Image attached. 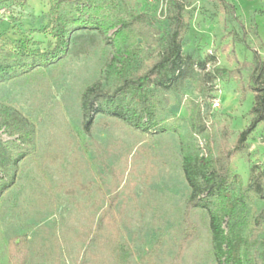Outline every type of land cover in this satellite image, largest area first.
Returning a JSON list of instances; mask_svg holds the SVG:
<instances>
[{"label": "rangeland", "instance_id": "1", "mask_svg": "<svg viewBox=\"0 0 264 264\" xmlns=\"http://www.w3.org/2000/svg\"><path fill=\"white\" fill-rule=\"evenodd\" d=\"M93 1L104 6L102 13L112 20L110 27L103 33L74 32L57 73L52 68L38 69L0 84V107L20 113L34 125L40 155L65 153L64 161L47 166L48 181L29 160L19 163L13 186L0 196V264H9L8 241L17 235L49 245V253L43 254L33 247L31 264H94L97 258L101 264H109L106 249H89L81 241V235L97 224L107 207L119 219L126 241L134 233L151 240L153 218L159 213L167 223V256L176 258L179 209L190 194L179 137L147 138L129 126L95 128L86 134L80 116V98L87 87L100 84L112 91L116 85L109 65L113 58H120L124 48L109 44L105 37L112 36L119 21L145 13L159 31L158 41L136 44L139 52L131 70L136 71L142 62L157 61L171 33L169 18L175 0ZM49 10V0H29L25 5L21 0H0V38L16 46L48 50L54 43L52 36L34 31L47 25ZM182 15L187 25L183 55L194 60V80L150 90L157 94L167 118L180 119L183 135L201 155H226L235 151L239 134L252 120L256 99L250 77L255 52L264 62V0H186ZM215 102L220 106L215 108ZM6 140L0 127V153L1 142ZM142 148L152 155L149 167ZM76 156L83 167V181L98 189L90 196L80 192L71 198L59 190L64 184L73 185ZM252 168L264 170V124L249 137L244 150L230 159V170L240 175L243 186L250 182ZM248 209L244 235L257 231L253 253L261 252L264 234L255 228V220L264 211V201L254 199ZM192 218L199 234L189 244L183 264H217L209 256L211 234L201 222L200 212H193ZM160 262L172 264L166 258Z\"/></svg>", "mask_w": 264, "mask_h": 264}, {"label": "trees", "instance_id": "2", "mask_svg": "<svg viewBox=\"0 0 264 264\" xmlns=\"http://www.w3.org/2000/svg\"><path fill=\"white\" fill-rule=\"evenodd\" d=\"M21 1L25 5L29 0ZM49 1L48 23L34 32L49 33L54 39L53 46L48 50L28 49L0 38V84L38 69L52 68L57 73L63 65L74 32L91 30L103 33L112 24L109 16L102 13L104 6L93 0ZM185 4L186 0H175L169 18L171 33L159 59L140 63L136 71L131 70L136 52H139L136 44L139 41L144 44L158 41L159 31L145 13L119 21L112 36L105 37L109 44L124 48L120 58H113L109 65L115 88L106 91L100 84H94L87 87L80 98L81 129L86 134L92 133L95 128L109 130L129 126L147 138L167 134L179 137L182 170L190 194L179 209L176 258L169 260L167 256V223L159 213H155L153 218L154 236L151 240L134 233L130 241H126L119 219L107 207L101 211L97 224L81 235V241L89 249L93 246L106 249L110 255L109 264H161L162 258L172 264H183L189 244L199 234V227L192 218L193 212L199 211L201 222L211 234L209 256L213 261L217 264H264V238L262 251L253 253L257 231L244 235L248 224V204L254 199L264 201V170L257 172L252 168L247 186H243L240 175L230 170V159L244 150L249 137L258 126L264 124V62L255 52L250 77L251 90L256 99L250 112L252 120L239 134L235 151L217 157L211 153L201 155L192 141L183 135L180 119L176 116L167 118L157 94L150 90L152 86L166 89L179 80H194V60L183 55L182 38L187 28L182 15ZM201 66H204L203 63ZM190 114L193 116L192 111ZM0 127L7 136V140L1 142L0 196L13 186L21 161L32 162L36 171L48 181L47 166H55L65 160L63 151L40 155L36 149L34 125L8 107H0ZM141 151L147 155L149 167L152 160L150 150L142 148ZM78 158L76 156L72 165L73 185L64 184L59 189L71 198L80 192L90 196L98 190L92 183L83 181V167ZM150 175L148 173L149 179ZM255 228L262 229L264 234V211L255 220ZM34 246L42 254L49 253V245L41 239L32 240L28 235L11 237L8 241L9 264H31ZM133 259H137V262L134 263ZM94 264H101L98 258Z\"/></svg>", "mask_w": 264, "mask_h": 264}, {"label": "built area", "instance_id": "3", "mask_svg": "<svg viewBox=\"0 0 264 264\" xmlns=\"http://www.w3.org/2000/svg\"><path fill=\"white\" fill-rule=\"evenodd\" d=\"M219 106H220V103H219V102H215V103H214V107H215V108H217V107H219Z\"/></svg>", "mask_w": 264, "mask_h": 264}]
</instances>
